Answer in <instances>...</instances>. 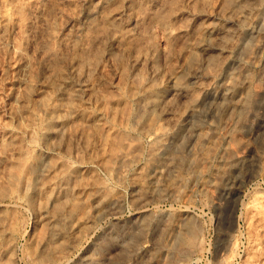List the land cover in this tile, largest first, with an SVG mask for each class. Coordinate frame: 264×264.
Here are the masks:
<instances>
[{
  "label": "rangeland",
  "instance_id": "obj_1",
  "mask_svg": "<svg viewBox=\"0 0 264 264\" xmlns=\"http://www.w3.org/2000/svg\"><path fill=\"white\" fill-rule=\"evenodd\" d=\"M130 1L0 0V264H264V12L253 44L245 40L233 52L253 61L241 74L249 80L244 112L202 114L198 133L205 132L196 146L169 138L167 149L154 154L151 136L162 121L150 111L136 120L138 99L128 92L145 83L165 86L177 70L184 77L210 38L203 26L221 22L240 2ZM123 8L121 21L106 22L105 15ZM131 16L136 35L124 39ZM177 25L185 32L177 33ZM136 54L140 67L132 64ZM219 56L207 71L223 79L237 63ZM129 138L140 146H132L124 167L117 154L130 149ZM93 186L104 188L98 201Z\"/></svg>",
  "mask_w": 264,
  "mask_h": 264
},
{
  "label": "bare ground",
  "instance_id": "obj_2",
  "mask_svg": "<svg viewBox=\"0 0 264 264\" xmlns=\"http://www.w3.org/2000/svg\"><path fill=\"white\" fill-rule=\"evenodd\" d=\"M124 1V0H123ZM127 1H129V0H127ZM131 1H134V0H131ZM130 1V2H131ZM157 1V0H156ZM159 1V0H158ZM161 1V0H160ZM167 2H168V0H166ZM181 1V0H180ZM193 1V0H192ZM121 2H122V0H121ZM152 2V1H151ZM154 2H155V0H154ZM153 2V3H154ZM162 2V1H161ZM167 2H166V4H167ZM170 2V1H169ZM238 2H240V4L239 5H237L236 6V8L235 9H232V12H231V14L230 15H228V16H226V17H223L224 19L221 21V22H210L209 21V23H207L206 24V22H205V20H204V22H205V24L206 25H204L203 26V32H204V34L205 33H207L209 36H210V38H209V40H208V42H204L202 45H201V49L200 50H202V52H201V58H200V60H199V62H196L197 64L195 65V66H193L191 69H190V71L184 76V77H182V76H180L178 73H177V71H176V73L175 72H173V73H171V72H169V73H171V74H168L167 76H166V78H167V80H166V85L164 86H161V87H149L150 85H152V84H150L149 86H148V84H143L142 86L140 85V87H138L137 86V89H133L134 91L133 92H128V93H131V95L133 96V98H135L136 100L138 99V106H137V113H136V116H135V118L136 117H138V116H141L142 114L144 115V113H146L147 111H150V113H153V114H155L156 115V121H162L161 123H159V124H161L160 126H159V124H158V126H157V129L156 130H153V132H152V138H153V142H152V144L154 145L153 146V150H152V152L154 153V154H160L161 152H164V150L165 149H167V148H165L166 147V142H167V140L169 139V138H175V140H177V144H178V142L179 141H181V145H183L184 146V148H185V145H193V147L194 146H196L195 145V143H196V141H197V139H198V137H199V134L200 135H203V133L205 132H201V133H198V131H199V129H200V131H203V129L201 130V125L199 124V121H198V119L200 118V116L203 114V115H205V116H208L207 114H208V112H210V114H211V112L212 111H216V109L218 110V109H222L223 111H227L228 109H235V108H242V110H243V112H244V109H246L247 108V105H248V103H250L249 102V100H250V98H249V96L247 95L249 92H248V90H247V92H245V88H244V86L246 85V83L249 81L248 80V76H245V77H242L241 76V74L243 73V71L247 68V67H249L250 65H252V63H253V61H252V57L251 56H249L248 57V59L247 60H244V61H239V60H237V59H235V57H233V52H234V50L235 49H237V46L241 43V42H243V41H245V40H250V39H252V37L254 36L255 37V35H254V33H255V23L257 22V21H259V19H260V15H261V12H264V1L263 0H238ZM149 3V2H148ZM156 3V2H155ZM159 3V2H158ZM165 3V2H164ZM189 3V2H188ZM191 3V2H190ZM103 4V3H102ZM102 4H100V5H102ZM157 4V3H156ZM165 4V5H166ZM104 5V4H103ZM102 5V6H103ZM124 5H126V3L124 4ZM148 5H150V4H148ZM126 6H129V4H127ZM125 6V7H126ZM182 6V5H181ZM188 6V5H187ZM99 7V6H98ZM97 7V8H98ZM150 7H152L151 5H150ZM150 7H148V8H150ZM156 7V6H155ZM183 7H185V6H183ZM100 8H101V6H100ZM165 8V7H164ZM167 8V7H166ZM163 9V8H162ZM230 9V8H229ZM92 10V9H91ZM98 10V9H97ZM110 11V10H109ZM108 11V12H109ZM177 11V10H176ZM231 11V10H230ZM107 12V13H108ZM124 12H125V9L123 8V9H121V10H117V11H113V12H111V13H109L108 15H105L106 17L104 18L105 20H106V22H108V23H111V24H114V23H116L117 21H121L122 20V16H123V14H124ZM188 13H189V11H187ZM179 14H180V12H178ZM183 13V12H182ZM196 13V12H195ZM219 13V12H218ZM88 14V13H87ZM138 14V13H137ZM186 14V13H185ZM194 14V13H193ZM200 14V13H199ZM209 14V13H208ZM172 15V14H171ZM182 15H184V14H182ZM188 15H190V14H188ZM196 15V14H195ZM194 15V16H195ZM203 15V14H202ZM219 15H220V13H219ZM125 16H126V14H125ZM124 16V17H125ZM128 16V15H127ZM175 16H178L177 14H175ZM194 16H192V17H194ZM214 16V15H213ZM172 17V16H171ZM199 17V16H198ZM201 17V16H200ZM206 17V16H205ZM130 17H128L127 18V20L129 19ZM180 18V17H179ZM135 20L136 19H138V18H134ZM174 19V18H173ZM215 19H217V18H215ZM220 19H221V17H220ZM195 20V19H194ZM125 21V20H124ZM133 21V17L131 16V18H130V20H128L126 23H125V25H128V27L126 26V28H125V30L123 31L124 32V35H125V37H124V39H127L128 37H130V38H133V37H131V36H133L134 34L136 35V29H137V26H135V25H133V26H131V23H133L132 22ZM137 22H139L138 20H137ZM263 22V21H262ZM177 23H179V22H177ZM176 23V24H177ZM197 23V22H196ZM111 24H109L110 25V27H112L111 26ZM175 24V25H176ZM186 24V23H185ZM121 25V24H120ZM119 25V26H120ZM130 25V26H129ZM174 25V26H175ZM124 26V25H123ZM178 26V25H177ZM181 26V25H180ZM190 26H191V24H190ZM190 26H189V28H190ZM183 27V26H182ZM107 28H108V26H107ZM113 28V27H112ZM119 28V27H118ZM118 28H116V30H119ZM139 28V27H138ZM142 28V27H141ZM175 28V27H174ZM199 28H201V27H199ZM122 29H124V28H122ZM193 29V28H192ZM114 30V29H113ZM115 30V31H116ZM171 30V29H170ZM188 30V29H187ZM187 30H186V32H187ZM199 30V29H198ZM78 31V30H77ZM76 31V32H77ZM139 32V31H138ZM138 32H137V34H138ZM171 31H169V33H170ZM176 32L177 33H180V32H185L184 31V28H183V30L181 29V27H177V29H176ZM175 31L174 32H171V33H176ZM168 33V34H169ZM188 33V32H187ZM198 33V32H197ZM118 34V32L116 33V35ZM190 34V33H189ZM206 34V35H207ZM110 35V34H109ZM113 35V37H115L116 35H114V33L112 34ZM176 35V34H175ZM177 35H179V34H177ZM126 36H128L127 38H126ZM138 36V35H137ZM137 36H135V37H137ZM171 36H173V35H171ZM182 36V35H181ZM184 36V35H183ZM191 36H193V35H191ZM198 36H200V35H198ZM262 36V35H261ZM112 37V39H114ZM195 37H196V35H195ZM257 37H258V35H257ZM101 38V37H100ZM104 38V37H103ZM117 38V37H116ZM119 38V37H118ZM183 38V37H182ZM191 38V37H190ZM204 38V37H203ZM112 39H111V42H112ZM189 39V38H188ZM192 39V38H191ZM262 39V38H261ZM263 39H264V36H263ZM262 39V40H263ZM100 40V39H99ZM107 39L106 38H104V41H106ZM110 40V39H109ZM116 40V39H115ZM200 40H202V39H200ZM97 41V40H96ZM101 41V40H100ZM103 41V40H102ZM118 41V40H117ZM188 41V40H187ZM203 41V40H202ZM251 41V40H250ZM107 42V41H106ZM110 42V43H111ZM113 42L114 43H116V45H118L117 43H119V42H116V41H114L113 40ZM136 42V41H135ZM252 42V41H251ZM254 42V41H253ZM253 42L251 43V44H253ZM96 43V42H95ZM109 43V44H110ZM138 43V42H137ZM192 43V42H191ZM248 43V42H247ZM264 43V42H263ZM262 43V44H263ZM102 44H103V42H102ZM101 44V45H102ZM133 44V43H132ZM194 44H196V43H194ZM193 44V45H194ZM257 45H258V47H260V44H261V41L259 42V43H256ZM116 45H114V46H116ZM189 45H191V44H189ZM241 45V44H240ZM256 45V46H257ZM108 46V45H107ZM197 46V45H196ZM255 46V45H254ZM117 47H120V45L119 46H117ZM188 47V46H187ZM108 48H109V46H108ZM115 48V47H114ZM113 48V49H114ZM196 48H198V47H196ZM255 48V47H254ZM113 49H110V50H112V52H115L116 50L114 49V51H113ZM261 49V48H260ZM119 51H120V49H118ZM198 50V49H197ZM255 50V49H254ZM106 51V50H105ZM109 51V50H108ZM136 51V50H135ZM96 52V51H95ZM112 52L111 51H109V55H111L112 54ZM117 52V51H116ZM115 52V53H116ZM119 53V52H118ZM235 53V52H234ZM251 53V52H250ZM252 53H254V51L252 52ZM251 53V54H252ZM260 53V52H259ZM96 54V53H95ZM99 53H97V55H98ZM104 54V53H103ZM102 54V55H103ZM154 54V53H153ZM152 54V55H153ZM249 54V53H248ZM112 55H114V54H112ZM139 55V54H138ZM156 55V54H155ZM217 55H220V56H222V58H223V56L226 58L225 60H226V62H234V64L235 63H237V65H235L234 66V68H231L230 70H228V72L226 73V75L223 77V79H222V77L221 76H218L215 72H214V74L215 75H217V76H215V75H210L209 74V72L207 71V69L210 67V66H212L211 64H212V62H214V59H217ZM236 55V54H235ZM247 55V54H246ZM250 55V54H249ZM255 55V54H254ZM95 56V55H94ZM99 56V55H98ZM108 56V55H107ZM118 56V55H117ZM136 56H137V54H136ZM143 56V55H142ZM145 56V55H144ZM151 56V55H150ZM149 56V57H150ZM154 56V55H153ZM153 56H151V57H153ZM220 56H219V59H222V58H220ZM102 57V56H101ZM114 57V56H113ZM131 57H134L133 55L132 56H130V58ZM146 57V56H145ZM157 57V56H156ZM254 57V56H253ZM256 57H257V55H256ZM104 58V57H103ZM130 58H128L129 60H130ZM141 57H135V58H133V65L134 66H137L138 64H139V59H140ZM115 59V58H114ZM143 59H144V57H143ZM146 59H149L148 57H146ZM257 59V58H256ZM263 60H264V57L262 58ZM262 60V61H263ZM145 61V60H144ZM217 61V60H216ZM146 62H147V60H146ZM153 62V61H152ZM151 62V63H152ZM220 62H221V60H220ZM219 62V63H220ZM73 63L74 62H71V65H73ZM155 64H154V66H156L157 64H156V62H154ZM70 64V63H69ZM76 64H78V63H76ZM75 63H74V65H76ZM132 64H130L131 66H132ZM141 64V63H140ZM224 64V63H223ZM233 64V65H234ZM144 65V64H143ZM142 65V66H143ZM145 65H146V63H145ZM148 65H149V63H148ZM226 66H228V63L227 64H225ZM147 66V65H146ZM150 66H152L151 64L149 65V67ZM215 66V65H214ZM218 66V65H217ZM259 66V65H258ZM261 66V65H260ZM73 67V66H72ZM138 67H140L139 65H138ZM138 67H136V69H134V70H137V68ZM229 67V66H228ZM253 67V66H252ZM151 68V67H150ZM178 68H180V67H178ZM219 68H221V67H219ZM223 68V67H222ZM226 68V67H225ZM230 68V67H229ZM140 69V68H139ZM144 69H145V67H144ZM147 69H148V67H147ZM155 69V68H154ZM159 69V68H158ZM177 69V68H176ZM224 69V68H223ZM260 69V68H259ZM71 70V69H70ZM121 70V69H120ZM156 70V69H155ZM161 70V69H160ZM160 70H158V71H160ZM211 70V69H210ZM261 70V69H260ZM76 72L78 71V70H75ZM129 71V70H128ZM132 71V70H131ZM139 71V70H138ZM147 71H150V69H148ZM146 71V72H147ZM173 71V70H172ZM175 71V70H174ZM119 72V71H118ZM134 72V71H133ZM132 72V74L134 75V74H137L136 72L135 73H133ZM142 72V71H141ZM151 72V71H150ZM149 72V73H150ZM152 72H154V71H152ZM178 72H180V71H178ZM75 73V72H74ZM117 73V72H116ZM143 73H144V71H143ZM148 73V72H147ZM155 73H156V71H155ZM211 73V72H210ZM224 73V72H223ZM78 74V73H77ZM131 74V73H130ZM145 74V73H144ZM159 75L161 74V73H158ZM157 74V75H158ZM132 75V76H133ZM138 75V74H137ZM147 75V74H146ZM154 75V74H153ZM131 76V75H130ZM261 76L262 77H264V65H263V67H262V74H261ZM85 77V76H84ZM119 77V76H118ZM143 76L141 75V78H142ZM145 77V76H144ZM143 77V78H144ZM147 77V76H146ZM146 77L143 79V81L146 79ZM149 77V76H148ZM250 77H253V76H250ZM150 78V77H149ZM148 78V79H149ZM151 78H152V76H151ZM150 78V79H151ZM157 78V77H156ZM77 79V81L79 80V77H77L76 78ZM75 79V80H76ZM114 79V78H113ZM139 79V78H138ZM141 79V80H142ZM252 80H253V78H251ZM152 80V79H151ZM156 80V79H155ZM260 80V79H259ZM62 81V80H61ZM72 81H74V80H70V82L69 83H71ZM82 81H87V79L85 78V80H84V78H83V80ZM88 81H90L89 79H88ZM99 81V80H98ZM103 81V80H102ZM111 81H112V79H111ZM110 81V82H111ZM118 81V80H117ZM116 81V82H117ZM142 81V82H143ZM92 81H90L89 82V84L91 83ZM109 82V81H108ZM120 82V80L117 82V83H119ZM123 82V81H122ZM145 82V81H144ZM250 82H251V80H250ZM64 83V82H63ZM69 83H67V84H69ZM74 83V82H73ZM72 83V85L74 86L75 84H76V82H75V84H73ZM95 83V82H94ZM99 83V82H98ZM114 83V82H113ZM141 83V82H140ZM139 83V84H140ZM147 83H149L148 81H147ZM154 84H155V82H153ZM159 83V82H158ZM83 84H85V83H83ZM83 84H81V86L83 85ZM89 84H87V86H88V88H86V90H90V89H92V86L94 85H89ZM120 84V83H119ZM118 84V85H119ZM65 85V84H64ZM69 85H71V84H69ZM78 85V82H77V84H76V86ZM99 85V84H98ZM102 85V84H101ZM115 85V84H114ZM156 85V84H155ZM72 86V87H73ZM84 86V85H83ZM82 86V87H83ZM120 86V85H119ZM118 86V87H119ZM153 86V85H152ZM248 86V85H247ZM68 87V86H67ZM78 87H79V85H78ZM100 87V86H99ZM107 87V86H106ZM113 87V86H112ZM112 87H110V88H112ZM133 87V86H132ZM70 88H71V86H70ZM117 88V87H116ZM134 88H136V87H134ZM75 89V88H74ZM74 89H71V90H73L74 91ZM83 89V88H82ZM96 89V88H95ZM120 89V88H119ZM119 89H118V91H119ZM124 89V88H123ZM130 89V88H129ZM71 90H69V91H71ZM75 90H79V89H75ZM61 91V90H60ZM59 91V92H60ZM63 91V90H62ZM72 91V92H73ZM83 91H84V89H83ZM94 91V90H93ZM131 91H132V89H131ZM78 92H80V90L78 91ZM82 92V91H81ZM84 92H86V91H84ZM83 92V93H84ZM120 92V91H119ZM195 92H198L199 94V96H197V97H191V95H193ZM90 93V92H89ZM93 93V92H92ZM86 94V93H85ZM120 94V93H119ZM125 93H123L122 95H124ZM65 95V94H64ZM74 95V94H73ZM77 95H79V94H77ZM92 95V94H91ZM107 95V94H106ZM114 95H116V94H114ZM121 95V94H120ZM120 96V97H123V96ZM129 95V94H128ZM195 96L197 95V94H194ZM86 97V96H85ZM116 97H118V95H116ZM119 97V98H120ZM128 97V96H127ZM77 98V97H76ZM129 98H130V96H129ZM128 98V99H129ZM190 98H194L193 100L192 99H190ZM74 99V98H73ZM123 99V98H122ZM103 100L105 101V98H103ZM130 100V99H129ZM135 100V101H136ZM95 101V100H94ZM123 101V100H122ZM121 101V102H122ZM112 102V101H111ZM124 102V101H123ZM131 102H134V101H132L131 100ZM103 104H104V102H102ZM128 103V102H127ZM202 103H204L207 107H206V109L204 110H200V107L199 106H201L202 105ZM103 104H102V106H103ZM106 104V103H105ZM96 105V104H95ZM204 105V106H205ZM101 106V107H102ZM96 107H97V105H96ZM109 107V106H108ZM133 107V106H132ZM107 108V107H106ZM106 108L104 109V110H106ZM116 108V107H115ZM129 108V107H128ZM127 108V109H128ZM249 108V107H248ZM113 109V108H112ZM126 109V110H127ZM134 109V108H133ZM255 109V108H254ZM100 110H101V108H100ZM108 110V109H107ZM107 110H106V113H107ZM123 110V109H122ZM74 113H75V111H77V109L76 110H72ZM71 111V112H72ZM80 111V110H79ZM115 111V110H114ZM136 111V110H135ZM247 111V110H246ZM245 111V112H246ZM72 112V113H73ZM81 112V111H80ZM105 112V111H104ZM124 112V111H123ZM122 112V113H123ZM239 112H242V111H239ZM243 112L241 113V114H243ZM247 112H249V111H247ZM247 112H246V114H247ZM85 113V112H84ZM126 113V112H125ZM127 113H131L130 112V110H129V112H127ZM133 113H134V111H133ZM134 113V114H135ZM213 113V112H212ZM221 113V112H220ZM251 113V112H250ZM88 114V113H87ZM96 114H97V112H96ZM100 114H101V112H100ZM120 114H121V112H120ZM209 114V115H210ZM236 114V113H235ZM240 114V113H239ZM73 115V114H72ZM90 115V114H89ZM105 115V114H104ZM119 115V114H118ZM127 116L128 115H130V114H126ZM133 115V114H132ZM249 115V114H248ZM250 115H252V113L250 114ZM75 116V115H74ZM73 116V117H74ZM85 116H86V114H85ZM98 116H100V115H98ZM123 116H125L124 114H123ZM241 115H239V117H240ZM247 116V115H246ZM255 116V115H254ZM77 117V116H76ZM94 117H96V116H94ZM101 117V116H100ZM133 117V116H132ZM203 117V116H202ZM201 117V118H202ZM211 117V116H210ZM238 117V116H237ZM90 118V117H89ZM120 118H122V114H121V117ZM127 118V117H126ZM207 118V117H206ZM71 119V118H70ZM102 120L101 118H98L97 117V120L96 121H98V123H99V120ZM128 119V118H127ZM133 119V118H132ZM131 119V120H132ZM203 119H205V118H203ZM214 119V118H213ZM235 119H236V116H235ZM242 119V118H241ZM245 119V118H244ZM258 119H260V118H258ZM93 120V119H92ZM94 120H95V118H94ZM103 120H105V119H103ZM102 120V121H103ZM119 120H121V119H119ZM118 120V121H119ZM122 120H124V118L122 119ZM130 120V121H131ZM136 120H137V118H136ZM136 120H135V123H136ZM139 120V119H138ZM211 120H212V118H211ZM238 120L239 119H237V122H238ZM86 121V120H85ZM91 121V120H90ZM95 121V122H96ZM155 121V120H154ZM153 121V122H154ZM212 121H216L215 119L214 120H212ZM134 122V121H133ZM140 122H141V119H140ZM97 123V122H96ZM125 123V122H124ZM134 123V124H135ZM156 123H158V122H156ZM205 123H206V121H205ZM209 123V127H210V129L211 128H216V126H215V124H213L212 122H208ZM240 121H239V125H240ZM122 124V123H121ZM202 124V123H201ZM234 124H236V123H234ZM238 124V123H237ZM243 124V123H242ZM64 125V124H63ZM62 125V126H63ZM127 125V124H126ZM138 125V124H137ZM151 125V124H150ZM154 125V124H153ZM204 125V124H203ZM205 125H207V124H205ZM243 125H245V124H243ZM242 125V126H243ZM61 126V127H62ZM112 126V125H111ZM130 126V125H129ZM145 126V125H144ZM233 126V125H232ZM113 127H114V125H113ZM116 127H118V126H115L114 128L116 129ZM126 127V126H125ZM131 127V126H130ZM141 127H143V126H141ZM147 127L148 126H146V131L145 130H143L144 132H149L148 131V129H147ZM208 126H205V128H207ZM208 127V128H209ZM239 128H240V126H238ZM237 127V128H238ZM63 128V127H62ZM127 128V127H126ZM204 128V127H203ZM204 128V129H205ZM207 128V129H208ZM234 128H235V126H234ZM59 129H61V128H59ZM58 129V130H59ZM121 129V128H120ZM125 129V128H124ZM140 129V128H139ZM138 129V130H139ZM152 129H153V127H152ZM232 129V128H231ZM230 129V130H231ZM241 129V128H240ZM216 130H217V128H216ZM115 131V130H114ZM119 130L118 129H116V132H118ZM136 131V130H135ZM210 130L208 129V132H209ZM115 132V133H116ZM150 132V133H151ZM207 132V133H208ZM215 132V131H214ZM123 133V132H122ZM138 133V132H137ZM213 133V132H212ZM144 134V133H143ZM209 134H211V133H209ZM208 134V135H209ZM146 135V134H145ZM137 136V135H136ZM204 136V135H203ZM205 136H206V133H205ZM210 136V135H209ZM209 136H207V137H209ZM202 137V136H201ZM226 138H227V136H225ZM229 137V136H228ZM138 138H139V136H138ZM140 138H141V136H140ZM145 138V137H144ZM149 138V137H148ZM205 137H203V139H204ZM210 138V137H209ZM130 139V138H129ZM151 139V138H150ZM202 139V138H201ZM208 139V138H207ZM134 140H135V138H134ZM173 141V142H175L176 143V141ZM200 140V139H199ZM206 140V139H205ZM204 140V141H205ZM203 141V140H202ZM133 139H130V140H128V141H126L125 142V144H126V147H128V148H132V146H133V148H135L136 149V147L139 145V143L137 144V141L133 144ZM138 142H140V140L138 141ZM172 142V143H173ZM201 142V141H200ZM122 144H123V141L121 142ZM143 143V142H142ZM149 143V142H148ZM174 143V144H175ZM135 144H137V146L135 145ZM180 144V143H179ZM150 145V144H149ZM199 145V144H198ZM119 146V145H118ZM134 146H136V147H134ZM140 146V145H139ZM138 146V147H139ZM146 146V145H145ZM179 146V145H178ZM123 147H125V146H123ZM122 147V148H123ZM167 147H169V146H167ZM120 148H121V145H120ZM120 149L121 151L117 154V156L118 157H120V159H122L123 160V166L125 167L127 164H128V162L131 160V158H130V155H131V152L134 154V150L135 149H133V151L132 150H130V149H128V150H125V149ZM150 148V147H149ZM117 149H119V147H117ZM127 149V148H126ZM169 152V154H170V151H168ZM150 153H151V150H150ZM114 154V153H113ZM132 154V155H133ZM169 154H168V156H169ZM148 156H149V154H147ZM151 155V154H150ZM163 155H165V154H162L161 156H163ZM135 156V155H134ZM152 156H156V155H152ZM158 156H160V155H158ZM157 156V158H159ZM226 156V155H225ZM117 157V158H118ZM136 157V156H135ZM138 157H139V155H138ZM164 157V156H163ZM165 157H167L166 155H165ZM220 157V156H219ZM222 157V156H221ZM224 157V156H223ZM221 158V161H229V159H227V158ZM152 158V157H151ZM156 158V157H155ZM134 159V158H133ZM135 159H137L138 160V158H135ZM121 161V160H120ZM134 161V160H133ZM219 161V160H218ZM135 162V161H134ZM120 163V162H119ZM121 164V163H120ZM129 165V164H128ZM141 165V164H140ZM146 165V164H145ZM217 165V164H216ZM214 166V165H213ZM217 166H219V165H217ZM85 167V166H84ZM127 167V166H126ZM138 167H139V165H138ZM142 167H144V166H142L141 165V168ZM220 167V166H219ZM69 168V167H68ZM91 168V167H90ZM121 168V167H120ZM140 168V167H139ZM138 168V169H139ZM225 168V167H224ZM43 169V168H42ZM128 169H129V167H128ZM144 169H145V167H144ZM46 171V170H45ZM47 171H49V170H47ZM140 171V170H139ZM143 171V170H142ZM65 172V171H64ZM72 172V170L70 171V173ZM123 172V171H122ZM121 172V173H122ZM225 172V171H224ZM66 173H68V170L66 171ZM75 173V172H74ZM124 173V172H123ZM148 173V172H147ZM146 173V174H147ZM63 174V173H62ZM61 173H60V175H61V179H63L64 180V178H65V174H63L62 175ZM130 174V173H129ZM138 174V173H137ZM140 174V173H139ZM149 174V173H148ZM154 174V173H153ZM152 174V175H153ZM223 174V173H222ZM44 175V174H43ZM127 175H128V173H127ZM122 176H124V175H122ZM146 176V175H145ZM149 176H151L150 174H149ZM154 177H156V175L154 174L153 175ZM72 178H74V177H72ZM150 178V177H149ZM214 179H215V177H213ZM56 179V178H55ZM127 179V178H126ZM132 179V178H131ZM156 179V178H155ZM132 180H134V178L132 179ZM151 180H153V179H151ZM54 181V180H53ZM52 181V182H53ZM135 181V180H134ZM56 182V180L54 181V183ZM53 183V184H54ZM133 183V182H132ZM136 182H134V184H135ZM138 183V182H137ZM206 183V182H205ZM141 184V183H140ZM144 183L142 182V185H143ZM55 185H57V182L55 183ZM95 185V184H94ZM62 186V185H61ZM61 186H59V187H61ZM88 186V185H87ZM90 186V185H89ZM144 186V185H143ZM172 186V185H171ZM170 186V187H171ZM57 187V186H56ZM67 187V186H66ZM93 187H95V186H93ZM86 188V187H85ZM89 188V187H88ZM102 186L100 187H95V189H97L96 190V192L95 193H93L92 192V195L91 196H93L92 198H93V200L94 201H98V197H99V191H101L102 190ZM60 189V188H59ZM76 189V188H75ZM93 189V188H92ZM104 189V188H103ZM58 190V189H57ZM88 191V190H87ZM60 192H61V190H60ZM102 193V192H101ZM104 195V194H103ZM90 196V197H91ZM100 200V199H99ZM102 200V199H101ZM101 200L99 201L100 203H102L101 202ZM115 200V199H114ZM118 200H119V198H118ZM93 204V203H92ZM96 205V204H95ZM115 205V204H114ZM117 205V204H116ZM98 206V205H97ZM65 216V215H64ZM64 216L61 218V219H66V218H64ZM50 218H52V217H50ZM92 259V258H91ZM96 261V260H95Z\"/></svg>",
  "mask_w": 264,
  "mask_h": 264
}]
</instances>
